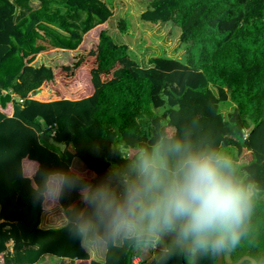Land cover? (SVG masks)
<instances>
[{"label":"trees","instance_id":"trees-1","mask_svg":"<svg viewBox=\"0 0 264 264\" xmlns=\"http://www.w3.org/2000/svg\"><path fill=\"white\" fill-rule=\"evenodd\" d=\"M112 16L103 0H0L3 264H40L46 255L91 264H133L145 245L126 239L106 244L104 262L91 260L72 235V212L81 207L76 194L60 202L67 224L43 229L42 216L53 203L43 209L33 205L34 185L20 178L21 170L25 157L54 166L66 163L75 151L102 173L118 161L92 159L90 145L131 149L149 143L157 130H187L202 143L236 149V166L258 193L248 230L240 244L229 249L230 259L234 264L250 256L264 264V0H152L140 19L153 24L175 21L180 41L189 45L183 61L153 57L142 67L127 45L117 44L108 29H102L97 47L73 65L57 72L33 65L38 55L50 50L76 51L87 34L93 37ZM120 24L125 31L124 21ZM82 68L91 77L92 95L48 102L35 98L59 92L56 83L73 80ZM222 103L232 106L226 115ZM42 134L51 140L44 141ZM245 156L248 163L239 165ZM155 242L157 238L148 246L153 248ZM216 262L217 255L189 258L168 243L166 255L150 264Z\"/></svg>","mask_w":264,"mask_h":264},{"label":"clouds","instance_id":"clouds-1","mask_svg":"<svg viewBox=\"0 0 264 264\" xmlns=\"http://www.w3.org/2000/svg\"><path fill=\"white\" fill-rule=\"evenodd\" d=\"M87 152L118 163L98 173L75 151L54 166L28 156L20 176L34 185L32 203L41 209L78 196L72 235L82 244L122 238L146 246L164 232L185 256L214 257L235 249L248 230L257 186L243 178L228 152L193 139L187 130H157L149 143L131 149L92 144Z\"/></svg>","mask_w":264,"mask_h":264},{"label":"rangeland","instance_id":"rangeland-1","mask_svg":"<svg viewBox=\"0 0 264 264\" xmlns=\"http://www.w3.org/2000/svg\"><path fill=\"white\" fill-rule=\"evenodd\" d=\"M113 11V16L108 23L98 27L91 38L93 42L87 45V40L76 51L54 49L37 56L33 65L38 67L45 65L58 71L64 66H71L76 63L80 57H85L98 45L99 32L102 29H108L109 34L117 44L127 45L131 56L142 67L149 66V60L153 57H170L176 60H185L189 45L180 41V28L175 21L169 23L153 24L144 22L140 19L141 13L148 9L152 0H103ZM121 21H124L126 30L121 29ZM87 39V38H86ZM89 39V38H88ZM75 79V80H74ZM73 80H59L56 83V89L51 95L44 97H35L40 101H53L67 98H82L93 94L94 89L91 77L83 68L79 69ZM53 94L60 93L57 97ZM222 112L226 115L232 108L231 105L221 104ZM234 159L237 160L236 149L223 148ZM249 159L245 156L238 162L239 165L247 164ZM264 199V196L262 197ZM51 209V208H50ZM49 208L46 211L50 210ZM120 241L122 238H117ZM156 243V242H155ZM97 249L100 248L97 245ZM155 251L151 246H144L140 250V257L145 262ZM224 264H232L230 259V250L224 251ZM243 264H251L245 261Z\"/></svg>","mask_w":264,"mask_h":264},{"label":"crops","instance_id":"crops-1","mask_svg":"<svg viewBox=\"0 0 264 264\" xmlns=\"http://www.w3.org/2000/svg\"><path fill=\"white\" fill-rule=\"evenodd\" d=\"M91 36H90V34H87L84 37L83 43L85 42V40H87V45H91V43L93 42L92 41L93 38H91ZM67 52H69V51H67ZM26 164H27V161H24L23 166L25 167ZM67 222H68L67 218L65 217V215L63 213V209L61 208V206L53 203V207L49 211L45 210V212L42 216L41 227L43 229L60 228V227L65 226L67 224ZM122 241H123V239H121L120 241H118V239H116V243H118V244L122 243ZM83 245L86 248V250L88 251V253L90 254L91 260H95L98 262H104L105 256H106V244H104V243H92V244L83 243ZM97 245L100 248V250L97 249ZM154 246L152 249L155 251ZM9 248L11 251L12 250V244L9 245ZM139 259L142 261V263L144 262L141 257H139ZM156 259H157V255L154 252L153 254L150 255L149 258H147L146 262H147V264H150V263L154 262ZM0 264H2V262H0ZM40 264H91V262L90 261L84 262V261H78V260L74 261V260H70L67 258H57L55 256L46 255L41 259Z\"/></svg>","mask_w":264,"mask_h":264},{"label":"water","instance_id":"water-1","mask_svg":"<svg viewBox=\"0 0 264 264\" xmlns=\"http://www.w3.org/2000/svg\"><path fill=\"white\" fill-rule=\"evenodd\" d=\"M35 95H36V93L33 92L32 96H35ZM41 138L44 141H46V142H49L51 140V138L46 136L45 134H42ZM168 243H173V244L177 245L176 242H175L174 236L166 234L164 232L158 234L157 242H156V244L154 246L155 254L157 256H165L167 251H168ZM177 246L180 247L179 245H177ZM181 250H182V252L184 254L183 248H181ZM245 261H248L251 264H258L257 261L254 258L250 257V256H243L234 264H243ZM216 264H224V253L223 252L217 254V262H216Z\"/></svg>","mask_w":264,"mask_h":264},{"label":"built area","instance_id":"built-area-1","mask_svg":"<svg viewBox=\"0 0 264 264\" xmlns=\"http://www.w3.org/2000/svg\"><path fill=\"white\" fill-rule=\"evenodd\" d=\"M0 262L3 264V257L0 258ZM133 264H142V261L138 257L133 260Z\"/></svg>","mask_w":264,"mask_h":264}]
</instances>
